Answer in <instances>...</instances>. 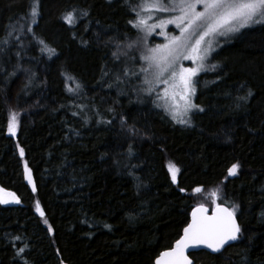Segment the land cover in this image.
<instances>
[{"label": "trees", "instance_id": "16d2710c", "mask_svg": "<svg viewBox=\"0 0 264 264\" xmlns=\"http://www.w3.org/2000/svg\"><path fill=\"white\" fill-rule=\"evenodd\" d=\"M142 1L39 0L33 18V0H0V186L20 200L0 203V264H155L196 206L218 204L238 206L240 238L194 260L264 264V24L215 53L197 82L204 111L183 125L143 89ZM73 9L88 15L69 26Z\"/></svg>", "mask_w": 264, "mask_h": 264}, {"label": "snow or ice", "instance_id": "6c2138e0", "mask_svg": "<svg viewBox=\"0 0 264 264\" xmlns=\"http://www.w3.org/2000/svg\"><path fill=\"white\" fill-rule=\"evenodd\" d=\"M168 5L165 6L164 0H144L142 10H156L160 12L168 11H179V16H174L167 21H161L159 26H163L165 23H175L180 28L181 35L173 36L168 44L157 45L155 48L148 50V54L144 55L142 59L148 62L147 68H141L140 71L148 73L149 70H153L154 79L162 82L169 83L168 80H163L162 77L165 73L170 72V79L172 80L173 89L179 88V98L184 102L183 111L181 118L178 119V123L184 125L191 124V118L188 113L193 109L204 111L199 105L192 103L191 95L195 93V88L192 86V77L197 72L204 69L203 61L207 58L209 50H203L201 53L200 45L204 41L206 36L219 32L220 35H225L231 32H238L241 28L250 27L254 24L264 23V0H168ZM202 5V10H197L196 6ZM39 0H33V6L30 9V14L33 18L39 15L38 11ZM86 10H81L79 16L77 10L73 9L61 15V19L69 26H73L77 23L81 16H87ZM139 15V14H138ZM156 27V25H147L146 19H138L136 27ZM197 30H199L197 32ZM31 31V29H29ZM196 33L198 38L195 43L189 46L188 41L191 36ZM44 44V41H40ZM131 47V45H129ZM187 49L190 51V55L184 56V59L199 60L201 63L197 68H181L179 72L173 70L175 61L179 58L180 51ZM49 53H55V49L46 48L42 49ZM115 55V54H114ZM216 65L211 66V70H215ZM67 80H74L75 78L66 74ZM144 83L149 85L148 92L152 91V81L147 78ZM81 85L76 83L75 88H69V91H78ZM177 95L173 92V96ZM253 96L251 90L248 91L247 95L240 97L241 100H248ZM176 118L175 116L173 117ZM123 124V121H122ZM18 127L16 121V115L13 113L10 117L8 130L10 133L15 134ZM128 131L131 135H138L139 130L134 126H129ZM129 154L132 153V146L129 145ZM20 155H24V149L20 148ZM26 172L30 169L25 165ZM169 172L171 173V180L175 184L177 183V173L180 169L169 162ZM240 169L239 163H234L228 168V176H236ZM31 183V178L29 177ZM35 185H33V191H35ZM184 192L185 189H179ZM3 191V189H0ZM194 192L199 193L202 191L201 187L193 189ZM217 193L214 191L212 195L215 196ZM10 196L15 197V193H9ZM9 201L0 199V203H8ZM15 203H20L18 197L15 198ZM37 211L43 217L44 212L40 209V202H36ZM238 206L233 208L223 207L217 205V211L213 216L200 215L197 216V210L193 211L192 222L189 223L183 229V235L180 239L175 241L174 247L162 251L155 260V264H194V261L186 255V250L190 247L205 246L211 249L213 253H220L221 250L229 241L238 239V234L241 232L240 225L236 221V210ZM199 211L203 213L205 209L201 205ZM45 224H48L47 219L44 220ZM106 227H108L106 225ZM48 232H54V229L48 224ZM16 239H20L17 237ZM26 247V246H25ZM25 247L17 250V256H23ZM27 264V261H24ZM63 264V261H61Z\"/></svg>", "mask_w": 264, "mask_h": 264}, {"label": "rangeland", "instance_id": "374dc122", "mask_svg": "<svg viewBox=\"0 0 264 264\" xmlns=\"http://www.w3.org/2000/svg\"><path fill=\"white\" fill-rule=\"evenodd\" d=\"M149 2H151V0H149ZM164 4L165 6L170 7V5H168V0H164ZM143 5H144V0L142 1V4L138 9V13L136 16V23L138 19L143 18V19H146L148 26L156 25V27L151 28V30H149V28L146 26L138 27L139 29L142 30V32H144L145 42H147V45L144 48V52H145L144 55H147L149 49L155 48L157 45L168 44L170 39L173 36L181 35L180 28L177 27V24L175 23H165L162 27L159 26L161 21H167L174 16H179L180 12L179 11L160 12L156 10H142ZM196 8L199 11L203 9V6L197 5ZM259 24H264V23H259ZM259 24H254L250 27H245V28H251ZM245 28H241L240 31L238 32H231L225 35H220L219 32H217V33L210 34L209 36H206L204 38V41L200 45L201 53H203V50L208 49L209 54L207 55V58L203 61L204 69L197 72V74L194 77H192V86L195 88V93L191 95L192 103L198 105L196 103L197 82L201 74L211 69V66H212L211 64H212L213 56L215 55V53L220 51L225 45H228L229 43H231ZM198 31L199 30H197V32ZM197 38H198V35L194 33L188 41L189 46L194 44ZM190 54L191 53L189 50L182 49L180 51L179 58L175 61L173 70H175L176 72H179L182 67L183 68H197L199 64L201 63L199 60L184 59V56L190 55ZM143 63H144V68H147L148 62L143 59ZM146 78L152 81V84H151L152 91L151 92H148L145 90L149 87V85L144 83V80ZM162 79L168 80L169 83L165 84V83L155 80L153 70L150 69L148 73H145V78L142 81V83L144 84L143 85L144 92L147 95L152 96L157 101L158 105L165 111V113L167 114V116L169 117L171 121L178 123V119L181 118V114L183 111V104H184V102L179 98L180 89L179 88L173 89V87L171 86L172 80L170 79V72L165 73ZM173 92L177 93L175 97L173 96ZM197 111L199 110L193 109L191 112L188 113V116L191 118V122H192V117L194 113ZM174 116L176 117L175 119L173 118ZM17 124H18V121H17ZM17 132H18V127L14 135H17ZM0 189H3V191H0V199L9 201L8 203H4V204H15L14 201L17 195L15 194V197L10 196L9 193H13V192L8 191L2 188L1 186H0Z\"/></svg>", "mask_w": 264, "mask_h": 264}, {"label": "water", "instance_id": "95a60500", "mask_svg": "<svg viewBox=\"0 0 264 264\" xmlns=\"http://www.w3.org/2000/svg\"><path fill=\"white\" fill-rule=\"evenodd\" d=\"M200 206H201V205L196 206L195 209H194V210H197V216H200V215L213 216V215L216 213V211H217V206H216L213 210H210V208H209L208 206H206V205H202L203 208L205 209V211H204L203 213H201V212L199 211ZM222 206H223V207L230 208V207H228L227 205H223V204H222ZM230 209H231V208H230ZM194 210H193V211H194ZM192 214H193V212H192ZM235 215H236V214H235ZM192 219H193V215H191V221H190V223L192 222ZM236 221H237V223L240 225L237 216H236ZM240 233H241V232H240ZM240 233L238 234V239H236V240H234V241H229V242L225 245V247L228 246V245H230V244L236 243V242L239 240V238H240ZM174 245H175V244H174ZM173 247H174V246H173ZM225 247H224L221 251H223V250L225 249ZM171 248H172V247H171ZM169 249H170V248H169ZM166 250H168V249H166ZM166 250H163V251H166ZM200 251H208V252H210V253H213V252L211 251V249H208V248L205 247V246H198V247H190V248H188V249L186 250V255H188L189 258H190L191 260L194 261V264H201V263H197V262L194 260V258L192 257V254H193V253L200 252ZM63 264H70V263L64 262Z\"/></svg>", "mask_w": 264, "mask_h": 264}]
</instances>
